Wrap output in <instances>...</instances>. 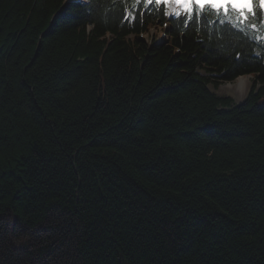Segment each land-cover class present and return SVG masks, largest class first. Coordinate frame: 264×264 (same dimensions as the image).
<instances>
[{"label":"trees","instance_id":"1","mask_svg":"<svg viewBox=\"0 0 264 264\" xmlns=\"http://www.w3.org/2000/svg\"><path fill=\"white\" fill-rule=\"evenodd\" d=\"M166 12L0 0V264H264V31Z\"/></svg>","mask_w":264,"mask_h":264},{"label":"snow or ice","instance_id":"2","mask_svg":"<svg viewBox=\"0 0 264 264\" xmlns=\"http://www.w3.org/2000/svg\"><path fill=\"white\" fill-rule=\"evenodd\" d=\"M249 2L252 8L238 6L237 0H221L219 3L215 0H203V2L202 0H155L157 4L164 3L169 7L170 11L165 15H174L177 18L183 16L185 26L197 21H208L209 16H214L216 19L208 22H219L245 33L248 29H251L253 34L264 31V21L259 25L253 22L256 18L255 10L264 11V0H249ZM136 3H139V0H136Z\"/></svg>","mask_w":264,"mask_h":264},{"label":"rangeland","instance_id":"3","mask_svg":"<svg viewBox=\"0 0 264 264\" xmlns=\"http://www.w3.org/2000/svg\"><path fill=\"white\" fill-rule=\"evenodd\" d=\"M153 36H156L157 38L159 37V39H161V40L165 39L161 28H157V27L152 28L150 30V32L145 35V38L146 39H150V38L152 39ZM244 77L250 78V83H249L248 90H247V93H248L249 89L251 88V84L253 82V79H252V76H244ZM234 82L222 83L221 85H219L217 87L214 86L213 84H210L209 87L212 90V92L216 93L217 95L222 96V97H232L237 103H239V102L243 101V99L246 97L247 93L243 96L239 93V90L227 89L225 87L227 84L234 83ZM26 241H27V239H22L21 237L19 239L18 238L16 239L17 244L22 243V242H26Z\"/></svg>","mask_w":264,"mask_h":264},{"label":"bare ground","instance_id":"4","mask_svg":"<svg viewBox=\"0 0 264 264\" xmlns=\"http://www.w3.org/2000/svg\"><path fill=\"white\" fill-rule=\"evenodd\" d=\"M202 2H203V0H202ZM215 2L219 3V2H221V0H215ZM237 3H238V6H247L248 7L249 5H251L249 0H237ZM234 81H233L234 83H229L225 87L227 89H237V90H239V93L244 96L247 93L248 86L250 83V78L240 77Z\"/></svg>","mask_w":264,"mask_h":264}]
</instances>
